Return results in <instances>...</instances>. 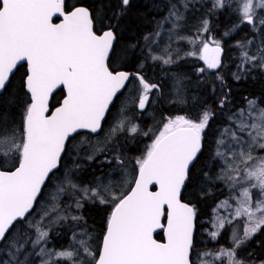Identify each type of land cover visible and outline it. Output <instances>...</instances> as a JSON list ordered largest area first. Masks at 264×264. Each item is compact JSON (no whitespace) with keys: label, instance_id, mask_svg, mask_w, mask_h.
Returning a JSON list of instances; mask_svg holds the SVG:
<instances>
[{"label":"snow or ice","instance_id":"snow-or-ice-1","mask_svg":"<svg viewBox=\"0 0 264 264\" xmlns=\"http://www.w3.org/2000/svg\"><path fill=\"white\" fill-rule=\"evenodd\" d=\"M121 3L126 7L129 0ZM227 3L228 0H213L212 10L224 8ZM179 4L185 9L188 7L185 0H179ZM236 4L240 24L251 25L253 31L259 29L261 37L255 55L249 53L247 45L237 42L241 49L238 70L248 71L247 65L264 71V0H236ZM54 17L60 22L55 23ZM183 19L178 5L172 4L158 27L171 23L174 31L180 27L177 22ZM208 30V20L204 19L200 31ZM155 36H160V32H155ZM144 39L150 41V36ZM188 39L194 47L197 44L202 47L187 55H198L207 69L221 66L223 49L219 41L212 39L210 44L200 40L199 35L195 40ZM114 40L111 29L97 33L93 14L87 7L69 8L66 0H0V97L7 91L13 70L20 62L26 64L19 119L0 111V264H34L33 256L45 255L49 258L42 259L41 264H55L56 260L69 264H194L191 253L197 209L182 200V189L191 179L192 168L202 154L206 129L215 115L212 111L205 110L197 120L183 115L166 118L162 130L136 158L131 180L124 169L119 183L110 180L105 184L101 177H96L94 187L81 188L73 183L71 172L66 171L51 194L50 203L37 212L36 205L48 183L58 179L62 154L73 151L78 154L85 144L94 154L104 153L118 133L138 132L137 126L127 125L121 109V118L105 133L103 146L99 141L92 145L90 135L81 136L78 144L72 143L73 134L80 135L79 130L97 136L104 131L109 105L130 82L128 72L110 67L115 53ZM172 62L170 58L163 60L164 64ZM135 75L139 81L138 107L143 110L150 102L149 94L159 86L140 73ZM233 76L236 80L241 78L236 73ZM216 79L223 83V77L218 75ZM61 87L63 102L52 111L49 98ZM226 102L227 95L219 100L220 107L224 108ZM227 119L230 124L216 141L214 159L224 165L216 179L225 181L232 191L239 189V196L230 199L237 203L233 219L245 218L244 232L243 236L234 233L233 247L222 248L213 259L227 258V264H246L238 258L236 249L264 227V156L253 155L255 148L264 150V108L248 99L247 108L239 109ZM94 154L87 159H94ZM114 159L117 168L113 171L123 169V158L117 155ZM204 177L211 179L208 172H204ZM68 189L73 195L82 193L75 200L77 209L84 206L82 200L111 207L99 247L89 243L91 236L84 230L81 235L88 239L77 241L74 233L73 240L78 247L71 250L55 253L43 247L39 252L29 250L27 245L31 244L34 250L48 239L49 232L44 229L43 221L48 220L51 225L68 219L59 214L62 209L58 202L59 196ZM220 206L230 208L231 204L225 200ZM33 213L40 219H29ZM71 219L79 221L82 217ZM231 222L220 219L219 228ZM25 224L27 229L35 230V239L27 238L18 227ZM157 230L163 232L162 241L153 236ZM218 235V231L210 233L213 239ZM200 264L209 262L201 259Z\"/></svg>","mask_w":264,"mask_h":264},{"label":"trees","instance_id":"trees-1","mask_svg":"<svg viewBox=\"0 0 264 264\" xmlns=\"http://www.w3.org/2000/svg\"><path fill=\"white\" fill-rule=\"evenodd\" d=\"M189 2L187 9L183 11L184 19L181 28L186 31L184 35L199 31L202 21L207 19L209 29L207 33L214 39L223 41L221 43L224 50L222 64L215 72H209L203 67L202 61L196 59V63L187 60L188 62L179 61L177 65L164 64L162 60L150 59L143 40L145 36L156 29L159 21L169 14L172 4L180 5L179 0H129V5L126 7L122 5L121 0H66L69 8L84 6L90 10L94 17V29L97 33L106 29L113 31L116 41L114 44L115 53L110 60L112 69L130 72V81L136 79L135 74L140 73L150 83L157 84L159 89H154L150 93L147 109L150 108L152 97H155L150 116L146 117L145 112L130 108L133 112L131 114L128 112L126 123L129 127L137 126V133L129 134L126 131L118 133L117 138H114L108 145V151L104 153L94 154L93 149L85 144L78 154L75 151L63 154L57 172L58 179L53 178L48 183L44 196L36 205L37 211L41 206L50 203V196L60 180H63L66 171L71 172L73 183L80 187L85 185L94 187L96 177H101L105 184L110 180L114 184L119 183L123 179L124 169H127L128 178L131 180V176L134 175L132 169L135 167L136 158L144 153L155 137L158 126L166 121V118L185 115L190 119L197 120L205 110L212 111L215 115L210 121V127L206 129L202 154H199L195 167L192 168L191 179L182 191V199L194 204L197 209L192 260L198 241L203 242L205 239V235L200 229V222L209 221L214 207L231 195L227 183L216 179L222 169V161L214 159L216 141L224 126L230 123L227 117L242 108L248 99H253L259 107H264V71L246 65L249 70L239 73L241 77L239 80L234 79L232 72L235 70L239 56L233 52L230 53L231 47L228 46V43L243 42L254 37L250 25L240 24L239 14L235 11L236 0H228L224 8L216 10H212L213 0ZM238 24L240 26L234 28ZM232 28H234L232 34L223 38V33L231 31ZM202 68L205 71L201 72ZM23 74V67L17 68L10 79L7 91L0 97V111H7L17 119L22 111L24 99ZM218 75L223 77V83L216 79ZM213 89H215V93H213ZM124 91L116 97L110 108L103 125L104 131L99 136L82 132L80 135H75L73 144H78L81 136L88 137L90 135L92 145H96L99 141L100 146H103L105 133L112 127H110V121L115 124L121 118V114L118 116L114 112H116L117 105L122 102ZM225 95H227L226 106L221 108L219 100ZM62 97V90L56 91L51 97L50 108L57 106ZM10 100H14L15 103L10 104ZM136 112L138 113L134 114ZM114 120H116L115 123ZM90 154H94V159H87ZM117 155L123 158L124 166L123 169L113 171L114 168H117L114 159ZM76 165L79 167L77 168ZM204 172H208L211 179H205ZM68 191L72 190L68 189ZM60 198L58 202L66 204L65 198ZM82 203L84 206L79 210V216L82 219L79 221L67 219L55 223V227L49 232V247L53 249L65 248L69 243L70 234L75 229L86 230L91 235H96L94 240L98 241L97 248L99 247L104 223L111 207L100 205L98 201L93 203L83 200ZM35 215L36 213H33V216ZM18 227H21L27 238L33 239L34 229H27L26 224ZM155 237L162 240L161 233L156 234ZM218 242L220 244L217 243L216 247L227 246L225 229L221 232ZM206 246L208 247V244ZM27 247L29 250L31 249L30 244ZM237 254L250 264L262 260L264 258V227L242 244L238 248ZM32 259L36 264L38 257L33 256ZM64 264H69V262L65 261Z\"/></svg>","mask_w":264,"mask_h":264},{"label":"rangeland","instance_id":"rangeland-1","mask_svg":"<svg viewBox=\"0 0 264 264\" xmlns=\"http://www.w3.org/2000/svg\"><path fill=\"white\" fill-rule=\"evenodd\" d=\"M188 1H190L192 3L194 2V0H185L186 3H188ZM178 7L180 8V12L183 15V11L185 8L182 5H178ZM164 18L159 21L158 25L160 24L161 21H164ZM177 23L180 25V27L175 29L174 31L172 30V24L171 23H164L162 27H158V25H157L156 29H154L153 32H151L150 34L147 35V36H150V41H146L145 39L143 40V44L146 47L147 52L149 53L150 59L153 60L152 59L153 56H158V57H161V59H159V60H162V62H163L164 59L170 58L173 61L172 63H170L171 65H177V63L179 61H184V62L190 61L191 63H196L197 61H202L203 67H205L207 69L206 65L204 64V61L200 60L198 58V55H187V53L192 52V51H198L199 47H202L201 44H197L194 47L193 44L189 42L188 38L195 40L197 38V36L199 35L200 40L207 41L210 44L212 42V39H214V38L210 34H208L207 32H203L200 30L195 31L193 34H190V35H184L186 33V31H184V29L181 28L182 27L181 25L183 22L178 21ZM234 28H232L231 31H226L225 33H228L227 35H225V33H223L222 37L227 38L228 36H230L232 34V32L234 31ZM250 29H251V31H253V27L251 25H250ZM157 31L160 32V36H158V37L155 36V32H157ZM253 33H254L253 38L245 40L241 43L247 45V48H248V51L250 54L255 55L257 52V47L260 44L261 37H260L259 29H257L256 31H253ZM179 37H184L185 39H180ZM214 40L219 41L220 44L223 42L222 39H214ZM249 40H252L253 44L248 45L247 42ZM151 41H154V42H151ZM228 46L231 47L230 53L233 52L234 54H236V56H239V60L236 63L235 68H234L235 70L232 73L233 74L234 73H236V74L242 73L243 70H238V67H237L241 62V59H240L241 49L239 47H237V43H228ZM195 59L197 61H195ZM197 71H199V70L197 69ZM138 99H139V81L137 79H134V80H131L129 82L128 86L126 87V89L123 93V96H122V102H120V104L117 105L116 110H115L116 112H114V114H118V116H120L119 114H121V109H123L124 110L123 111V117L127 118L128 112L130 114L133 112L130 109L131 107H133L135 110L141 111L138 109ZM152 99L153 100L151 101L150 106H149L150 108L147 109V107H146L144 110H142L143 112H145L146 117L151 115L150 111H151V107L155 103V97H152ZM149 101H150V99H149ZM148 105H149V103L147 104V106ZM242 108H247V102ZM242 108H239V109H242ZM262 108H264V107H262ZM130 110H131V112H130ZM238 110H236L235 112H237ZM137 113L138 112H136L134 114H137ZM176 116H180V115H176ZM176 116H173L172 118H175ZM183 116H185V115H183ZM115 122H116V120H114V123ZM165 122L166 121H163L158 126L157 130L155 131L154 136L159 134V132L162 130L163 124ZM113 125H114L113 122L110 121V127ZM227 126H229V125L224 126V128ZM233 127H234V125H233ZM223 129L221 131H223ZM244 136H245V139H247L246 134H244ZM216 148H217V145H216ZM216 148H215V151H216ZM238 150L239 149H237V151ZM253 155L254 156H264V150H261L259 148H255L253 151ZM222 167H224L223 162H222ZM227 186H228V184H227ZM83 187L84 186H82L81 188H83ZM230 191H231V195L228 198L222 200L220 203H218L216 205V207H214L212 214H211V219L209 221L203 220L200 222V229L203 231V233L205 235V239L203 241L204 243L200 240L197 243L196 249L194 251V255L192 257V261L194 262V264H200L201 259L208 261L209 264H227V258H224L223 260H214L213 257L222 248L229 249V248L233 247V234L234 233L237 236H243L245 218L241 217V218L233 219L237 203H236L235 199H230V197H232V196H236V197L239 196V189H237L236 191H232L230 189ZM253 191L255 194V190H253ZM79 195H82V193H78L76 195H73L72 191H68L67 193H65L63 195H60L59 196V197H61L60 199H62L63 197L65 198L66 204L65 203H59L61 205V209H62V211L59 214L67 216L68 220L71 219L72 216H79V210L80 209H77L75 207V200L78 198ZM225 200H228L229 204H231V207L230 208L225 207V206L218 207V205H221L222 202ZM82 201H81V203H82ZM39 210L37 212H39ZM37 215L38 214L36 213L35 216L32 215V217H29V219L39 220L40 217H39V215L37 217ZM224 218H227L228 220H231L232 222L230 224L225 223L224 228H219L220 219H224ZM61 221H65V220H61ZM42 223H43L44 229L47 230L48 232H50V230L55 227V224L50 225L48 220H45ZM224 229L226 230V245L227 246L216 247L215 245L217 243H219L218 242L219 237L221 235V232ZM83 231L84 230H81V229L73 230L72 233L70 234V237H69L70 240H69L68 245L63 249H53V248L49 247V245H48L49 236H48L47 241L46 242L42 241L41 244L38 245L34 250L32 249V246L30 244V246H31L30 250L35 251V252H39L41 247L45 248L46 250H50V253H55L57 251H61V250H65V249L71 250V248H73V247H78V243L74 242V240H73V234L74 233L77 234L76 235L77 241H79L80 239H88V236L81 235V233ZM212 231H218L219 232V235L216 237V239H213L210 236V233ZM34 232H35V230H34ZM87 233L91 236L89 243L92 244L93 247L97 248L98 241L94 240V237L96 238V235H91V233H89V232H87ZM35 238H36V233L33 234V239H35ZM206 244H208V247L206 246ZM237 250H238V248L236 249V251ZM204 253H209L210 255L204 256L203 255ZM81 254H83L82 250H81ZM237 256H238V254H237ZM37 257H38V261H36V264H41L42 259L47 260L49 258L48 255H45L43 257H40V256H37ZM238 258L242 259L239 256H238ZM261 261H264V258L257 263H251V264H260ZM64 262H65V260H56L55 264H64ZM246 264H250V263L246 262Z\"/></svg>","mask_w":264,"mask_h":264},{"label":"water","instance_id":"water-1","mask_svg":"<svg viewBox=\"0 0 264 264\" xmlns=\"http://www.w3.org/2000/svg\"><path fill=\"white\" fill-rule=\"evenodd\" d=\"M54 19H55V17H54ZM55 23H59L60 21L59 20H56V21H54ZM107 30H109V29H107ZM107 30H104V31H107ZM104 31H102L100 34H102ZM114 43H115V40H114V42H113V45H114ZM222 56H223V52H222V54H221V60H222ZM20 64H25L24 62H20ZM20 64H18L17 66H19ZM25 67H26V64H25ZM217 69H219V68H217ZM217 69H209V71L210 72H214V71H216ZM16 70V68L13 70V73H14V71ZM117 71H124V70H117ZM125 72H128V71H125ZM129 74H130V72H128ZM11 76H12V74H11ZM10 76V77H11ZM130 76H131V74H130ZM59 89H61L62 91H63V89H62V87L61 88H59ZM59 89H56V90H54V92H53V94L56 92V91H58ZM124 89V88H123ZM123 89H121L120 90V92H118L117 94H116V96L113 98V103H114V101H115V98L118 96V94H120L122 91H123ZM52 94V95H53ZM52 95L50 96V98H49V106H50V101H51V97H52ZM149 97H150V95H149ZM63 98H64V92H63V97H62V99L60 100V102H59V104L57 105V106H55L54 108H52L51 110L52 111H54L55 110V108L56 107H58L62 102H63ZM113 103H111L110 105H109V109L112 107V105H113ZM147 105V104H146ZM146 107V106H145ZM140 109V108H139ZM140 110H142V109H140ZM107 115H108V113H106V118H107ZM105 122V121H104ZM104 122H103V125H104ZM79 132L81 133V132H86V133H88L87 132V130H79ZM74 136L76 135V134H73ZM91 135H96V134H91ZM62 156H63V154H62ZM184 189V188H183ZM183 189H182V191H183ZM183 200V199H182ZM184 201V200H183ZM184 202H186V201H184ZM164 223H165V225H166V220H164L163 221ZM158 233H161L162 234V237H163V232L162 231H160V230H157V232H155L154 234H153V236H154V238H155V235L156 234H158ZM194 233H195V220H194V230H193V236H194ZM156 239V238H155ZM101 241H102V239H101ZM162 241V240H161Z\"/></svg>","mask_w":264,"mask_h":264},{"label":"flooded vegetation","instance_id":"flooded-vegetation-1","mask_svg":"<svg viewBox=\"0 0 264 264\" xmlns=\"http://www.w3.org/2000/svg\"><path fill=\"white\" fill-rule=\"evenodd\" d=\"M20 67H23V70H24V74H25V72H26V67H25V64H20L19 66H17V68H20ZM16 68V69H17ZM16 71V70H15ZM14 71V72H15ZM24 74H23V76H22V82H23V79H24ZM14 75V73L12 74V76ZM11 76V77H12ZM11 77H10V79H11ZM8 86V85H7ZM60 90V89H59ZM63 92V91H62Z\"/></svg>","mask_w":264,"mask_h":264}]
</instances>
